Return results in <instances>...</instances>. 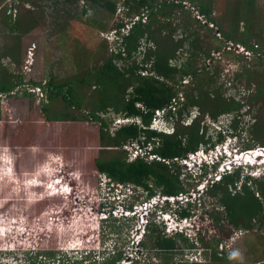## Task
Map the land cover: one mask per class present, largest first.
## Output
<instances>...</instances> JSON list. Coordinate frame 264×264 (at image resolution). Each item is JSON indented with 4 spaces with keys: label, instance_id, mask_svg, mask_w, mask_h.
<instances>
[{
    "label": "rangeland",
    "instance_id": "1",
    "mask_svg": "<svg viewBox=\"0 0 264 264\" xmlns=\"http://www.w3.org/2000/svg\"><path fill=\"white\" fill-rule=\"evenodd\" d=\"M126 1L118 0L119 10L112 17L107 11L94 10L85 15L80 4L70 5L65 1L0 0V76L13 81L23 77V83L11 92L14 99L7 103L13 107L10 108L11 134L5 141L1 140L5 125L0 119V264H52L48 259L38 258L34 254L40 240L46 246H54L52 243L56 242V248L68 252L69 257L73 258H81L83 251L92 250L98 259L101 253L112 248H119L135 256V250L139 249L138 242L146 240L148 221L155 222L163 233L174 235L180 232L197 244L199 248L187 249L175 256V262L183 259L186 260L185 264H203L210 260V254L202 251L203 246L198 241L200 237L214 243L220 252L228 254V258L233 251V242L240 249V245L256 241V237L264 238V225L257 223L253 229L235 230L232 236L234 239L226 240L223 231L211 217V213L218 210L222 213L221 204L208 196L209 188L236 170L242 176L237 190H241L246 181L248 185H252L255 179L264 181V145L258 141V135L264 132V121H261L264 120V0L152 2L153 5L163 3L180 7L173 10L170 17H155V38L147 41V35L144 36L136 59L141 62L148 49L159 50L161 43L169 41L176 47V57L171 62L178 69L191 62L198 71L196 77L192 74L184 77L179 74L176 77V88L179 94L181 92L179 96L184 98L179 101L175 95L166 107L154 111L150 126L144 127L169 136L175 135L178 129L186 131V136H192L196 143L198 135L195 129L199 126V143L184 155L170 160L155 151L160 144L159 139L154 140L157 144L153 141L141 144L134 139L127 140L122 144V149L130 159L142 155L149 161L166 162L175 173H178L175 168H180L181 186L187 193H180L164 203L162 195L158 193L152 197L153 203L145 208V203L150 202V199L146 200L142 189L115 182L98 172H95L99 178L98 187L85 185L76 188L62 180L63 172L69 164L62 153L49 155L46 163L39 167L40 170L48 164V170L41 171L39 176L32 174L26 177L15 172L16 164L25 173L37 166L39 159L36 155L41 153V145L52 138L50 129H35L33 139L36 147L20 149L21 152L16 153L10 140L13 130L25 119L24 113L33 109L42 112L47 106L54 120L65 113L61 102H49L42 96L41 85L35 84L39 82L45 85L53 76L63 80L76 74L84 75L88 68L105 61L110 54L107 47L115 50L120 41L123 44V36L129 35L139 23L149 24L151 15L156 12V9L151 10L152 4H147L138 12H131V5H127ZM201 2L213 8L211 17L216 20L215 24L209 23L205 17L201 18ZM10 5L18 9L22 20H29L33 16L37 22L32 31L22 36L21 58L18 61L1 57L2 53L12 50L17 39L16 34L1 22L5 20ZM67 9L78 13L79 20H69ZM95 21L98 24L102 22L107 29H101ZM121 22L125 25L117 28ZM230 31L239 37H243L245 31L248 32L256 50L248 49L240 42L228 41L225 34ZM31 48L34 59H31L32 66L28 67L27 54ZM192 51L196 54L193 55ZM199 52L201 54L197 55ZM149 74L152 73L142 72V75ZM207 80H212L209 87L206 85ZM203 81L206 93L215 96L218 92L225 98H233L244 104L242 109L222 115L217 120H213L210 108L202 107L200 102L190 104L184 110L187 103L184 92H193ZM32 86L35 91L26 89ZM77 89L84 103L89 105L88 110H91L96 103L94 95L100 88L78 86ZM19 91L24 92V96ZM3 102L0 96V113L4 114L8 108ZM137 107L147 111L142 103H137ZM99 114L101 124L106 123L102 126L106 127L111 136L130 124L143 127L140 117H127L111 109ZM220 135L224 137L222 140L218 139ZM186 136L183 137L185 146L188 140ZM249 145L252 149L247 147ZM253 150L256 153L255 160L249 162L247 158L252 155L249 151ZM108 153L120 152L114 149ZM233 156L238 159L237 166L232 165ZM53 157L59 159L53 161ZM218 163H221L219 168L215 166ZM56 193L63 197L62 203L48 204L40 217L35 216L30 220L29 205L24 201L27 199L33 203ZM180 209L188 211L190 216L181 217ZM110 224L115 225L113 233L110 232ZM238 251L241 254L243 252ZM161 257L155 254L151 258L152 264H162Z\"/></svg>",
    "mask_w": 264,
    "mask_h": 264
},
{
    "label": "trees",
    "instance_id": "2",
    "mask_svg": "<svg viewBox=\"0 0 264 264\" xmlns=\"http://www.w3.org/2000/svg\"><path fill=\"white\" fill-rule=\"evenodd\" d=\"M61 1H65L70 5L80 4L81 11L85 15L94 10L97 12L107 11L113 17L118 12V0H55L56 3ZM155 1L127 0L125 2L127 5H131V12H138L147 4H152L151 10L156 9V12L151 15L149 24L139 23L133 27L129 35L123 36L121 38L123 44L120 41L115 50H109L106 45V50L110 54L102 64L88 68L82 76L76 74L63 80H57L53 76L45 85L39 82L35 84L37 86L41 85L43 94L49 102H61L65 113L63 116L58 115L57 120H54L50 115L48 106L42 112L33 109L24 113L25 119L16 130H13L10 143L16 149V153H20V149L36 147L33 139L35 129L38 131L50 129L52 133V138L41 145V153L36 155L40 163L38 162L37 166L26 172L27 176L39 171V167L46 163L52 153H62L69 162L63 172L62 180L76 188L85 185H97L98 187L99 178L95 175V172H98L112 178L115 182L142 189L146 195V200L155 197L158 193L166 197H177L180 193H187L181 186L180 168L176 166L175 169L178 173H175L172 171V167L163 161H149L141 156L130 160L125 150L122 149V144L127 140L134 139L141 144L153 141L154 144H157L154 140L159 139L160 144L155 151L163 158L170 160L176 156L184 155L199 143V126L195 129V133L198 135L196 143L193 142L192 136H186V131L182 132L178 129L175 135L169 136L158 133L149 127L145 128L150 126L155 110L166 107L175 95L180 101L179 95L181 92L179 94V89L176 88L178 84L176 77L179 74H181V77L191 74L196 77L198 71L191 62H187L180 69L171 62L176 57V47L169 41L161 43L162 47L159 50L148 49L144 54L145 58L141 62L136 59L144 36L147 35V41L155 38L153 30L155 17H170L173 10L180 7L175 4L163 3H154L155 5H153L152 2ZM200 4L201 14L208 19L209 23L215 24L216 20L211 17L213 8L202 2ZM9 8L12 11L11 13L16 9L15 6L11 5ZM157 8H160V10H157ZM74 12L73 9L71 11L70 9L66 10L69 20L79 18L78 13ZM19 15L17 9L16 17H14V14H6L5 20L1 21L5 27L17 36L15 46L11 51L2 53V59L9 57L18 61L21 58L22 36L28 34L37 25L35 17L32 16L31 19L24 21ZM95 24L98 23L95 21ZM98 25L101 29H107L102 22H99ZM124 25L121 22L117 28ZM225 36L228 41L240 42L248 49L256 50L246 31L242 34L243 37L237 36L232 31L226 33ZM117 49L118 52H116ZM192 54L194 55L196 52L192 51ZM200 54L201 52L197 55ZM206 55L210 57L209 53H206ZM145 71L152 74L142 75V72ZM11 76L13 78L12 74ZM20 83H23L22 76L18 77L16 81L0 76V92L9 94ZM211 83L212 80H207V87ZM78 86L100 88L94 95L96 103L91 110H88L89 105L84 103L83 96L79 95ZM192 91L191 93L184 92L185 102H187L184 110H187L190 104L200 102L202 107L210 108L213 120H217L222 115L240 111L244 105L233 98H225L219 95L218 92L215 96L206 93L204 81ZM137 103H142L147 111L144 112L141 108H138ZM109 109L127 117H140L143 127L138 128L135 124H130L121 128L115 136H111L106 127L102 126L106 123L101 124L102 120L99 114ZM38 116L40 118L44 117V119H40ZM1 119L5 125L1 140L5 141L7 137H10V116L5 112ZM235 121L238 122V120ZM188 134L191 133L188 132ZM185 136L188 138L187 143H185L187 146L183 143V137ZM142 138H145V140H141ZM223 138L222 135L218 137L220 140ZM258 141L261 145H264V132L258 135ZM247 147L252 149L250 145ZM114 149H118L120 153H108ZM15 172L26 176L18 164L15 166ZM241 177L240 171L236 170L234 173L223 176L220 182L215 183L208 189V196L216 199L221 204L222 213L218 210V212L211 213V217L223 231L226 240L234 239L232 236L235 230L241 228L253 229L257 223L264 225V181L255 179L252 181V185H248V181H246L242 185V189L237 190ZM39 189H36V191ZM62 199L63 197L61 198L58 193L40 198L33 203L26 199L24 202L29 205V219L32 220L35 216L40 217L42 210L48 204L52 202L62 203ZM3 201L6 204L5 198H3ZM179 213L181 217L190 216L186 210ZM110 227L112 228L110 232L113 233L115 225L110 224ZM147 228L146 240L142 239L138 242L139 249L135 250V256L133 254L128 255L119 248H112V250H105L101 253L102 255L98 259H96V254L92 250L83 251L81 258H73L69 257L68 252L56 248V242L52 243L55 244L54 246L48 244V247L43 240L39 241L38 249L34 251V254L38 258L48 259L49 262H53L52 264H152L151 258L155 254L162 256V264H185L186 260L183 259L178 262L174 261L177 253H182L187 249L199 248L195 242L190 241L188 237L180 232L174 235L163 233L155 222L148 221ZM198 241L201 242L204 253L211 251V260H228V254L224 251L220 252L214 243L207 242L204 237L198 238ZM59 243L61 244V242ZM249 244L251 245L249 253L252 255L255 253L257 259H264V250H261V247L264 246V238L257 237L256 241H250ZM145 252H149V254ZM57 257L58 260H56ZM51 259L54 261H51ZM205 263L203 262V264Z\"/></svg>",
    "mask_w": 264,
    "mask_h": 264
},
{
    "label": "crops",
    "instance_id": "3",
    "mask_svg": "<svg viewBox=\"0 0 264 264\" xmlns=\"http://www.w3.org/2000/svg\"><path fill=\"white\" fill-rule=\"evenodd\" d=\"M27 57H28V54H27ZM21 95H23V93ZM13 99L14 98L11 97V96L8 97V98L2 99V100H4V102H3L4 105L6 106V108H8V111L6 110V112L9 114V116H10V112H11V109L10 108H12L13 106L8 105L7 103L8 102H11ZM2 115H3V113H0V119H1V116ZM233 246L231 248L233 251L234 250H241V251H243L242 252V254H243L242 259L241 258H239V259H237V258H235V259H229L228 258V260H211L212 257L210 255V257H211L210 260L209 261H206L205 264H208V263H212V264H264V259H257V258H255V256H253L252 254L249 253V248L251 246L249 244V242L246 243V244L240 245L241 246L240 249L237 248V246H235L234 242H233ZM261 250L262 251L264 250V246L261 247ZM208 254H211V251H209Z\"/></svg>",
    "mask_w": 264,
    "mask_h": 264
},
{
    "label": "built area",
    "instance_id": "4",
    "mask_svg": "<svg viewBox=\"0 0 264 264\" xmlns=\"http://www.w3.org/2000/svg\"><path fill=\"white\" fill-rule=\"evenodd\" d=\"M16 8V7H15ZM118 10H119V8H118ZM12 11L9 9V11H8V14H14V17H16V13H17V8L16 9H14L13 10V13H11ZM200 16H201V18L203 19V17H204V15H201L200 14ZM126 30H128L129 31V29H128V27H126L125 28ZM115 33H116V31H115ZM117 35H118V33H116ZM28 59H27V61H28V64H27V66L28 67H31L32 66V64H31V59H34V53H33V48H31L29 51H28V57H27ZM26 89H33L34 91H35V88L32 86V87H28V88H26ZM23 90V89H22ZM20 92V91H19ZM41 92H42V96L44 97V94H43V91L41 90ZM2 93V92H1ZM21 94L22 93H24V92H20ZM5 95V96H4ZM0 96L2 97V99H5V98H8V97H12V95H11V93H9V94H0ZM184 97L181 95L180 96V99H183ZM141 157H143L142 155H140ZM136 157H138V156H136ZM135 157V158H136ZM135 158H132V159H130V160H133V159H135ZM163 198V201H162V199H161V201L162 202H166V201H171V200H173L174 198H176V197H166V196H162ZM154 199V198H153ZM153 199H151L150 200V202H146L145 203V205H144V207L145 208H147L148 206H150L153 202ZM149 203V204H148ZM155 203V202H154ZM127 263V262H126Z\"/></svg>",
    "mask_w": 264,
    "mask_h": 264
},
{
    "label": "clouds",
    "instance_id": "5",
    "mask_svg": "<svg viewBox=\"0 0 264 264\" xmlns=\"http://www.w3.org/2000/svg\"><path fill=\"white\" fill-rule=\"evenodd\" d=\"M253 156H256V153H255V151L253 150V151H249ZM59 159V157H53L52 158V160L53 161H55V160H58ZM232 165L233 166H237V158H236V156H233L232 157ZM243 161H245V160H243ZM249 162H251V160L249 161ZM221 163H218V166H217V164L215 165L216 167H220L221 165H220ZM251 165H253V163H250ZM249 166V165H248ZM48 167H49V165L48 164H46V165H44V166H42V168L39 170V171H37L35 174H33L34 176H39V174H40V172L41 171H46V170H48ZM250 167H252V166H250ZM228 171V170H227ZM227 171H225V172H227ZM230 171V170H229ZM246 174V173H245ZM25 175L27 176L28 174L27 173H25ZM33 182H35V180H33ZM153 199V198H152ZM151 200V199H150ZM166 202H168V201H166ZM164 203V202H163ZM241 258L242 259V254L238 251V250H234V251H232L230 254H229V258L230 259H235V258Z\"/></svg>",
    "mask_w": 264,
    "mask_h": 264
},
{
    "label": "bare ground",
    "instance_id": "6",
    "mask_svg": "<svg viewBox=\"0 0 264 264\" xmlns=\"http://www.w3.org/2000/svg\"><path fill=\"white\" fill-rule=\"evenodd\" d=\"M257 155H258V153H257ZM246 158H247V157H246ZM256 158H258V156H257ZM247 159H248V160H255L254 156H252V155H250Z\"/></svg>",
    "mask_w": 264,
    "mask_h": 264
}]
</instances>
